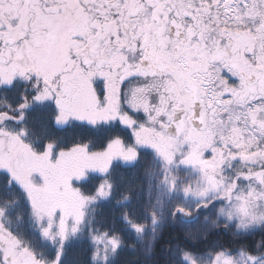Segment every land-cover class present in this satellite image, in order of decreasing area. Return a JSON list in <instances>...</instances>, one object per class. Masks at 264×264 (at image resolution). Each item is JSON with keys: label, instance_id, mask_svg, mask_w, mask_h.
<instances>
[{"label": "snow or ice", "instance_id": "1", "mask_svg": "<svg viewBox=\"0 0 264 264\" xmlns=\"http://www.w3.org/2000/svg\"><path fill=\"white\" fill-rule=\"evenodd\" d=\"M0 264H264V0H0Z\"/></svg>", "mask_w": 264, "mask_h": 264}]
</instances>
